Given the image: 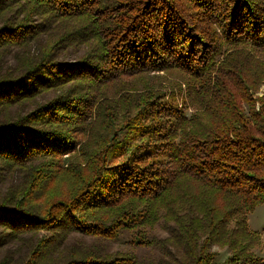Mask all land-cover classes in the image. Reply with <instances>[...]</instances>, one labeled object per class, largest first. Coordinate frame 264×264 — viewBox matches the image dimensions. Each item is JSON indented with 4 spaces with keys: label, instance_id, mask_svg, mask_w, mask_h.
Segmentation results:
<instances>
[{
    "label": "trees",
    "instance_id": "1",
    "mask_svg": "<svg viewBox=\"0 0 264 264\" xmlns=\"http://www.w3.org/2000/svg\"><path fill=\"white\" fill-rule=\"evenodd\" d=\"M262 86L264 0H0V264H264Z\"/></svg>",
    "mask_w": 264,
    "mask_h": 264
},
{
    "label": "rangeland",
    "instance_id": "2",
    "mask_svg": "<svg viewBox=\"0 0 264 264\" xmlns=\"http://www.w3.org/2000/svg\"><path fill=\"white\" fill-rule=\"evenodd\" d=\"M76 55L72 53L67 58H74ZM6 59V65L13 66L14 64V54L8 53L5 57ZM161 75H165L160 73ZM128 79V78H127ZM126 79V80H127ZM166 80V78H163ZM170 79V78H169ZM114 82V81H113ZM164 82V81H163ZM164 87L167 94H170L171 89L174 87L175 84H171L168 82H164ZM118 85V83H117ZM115 85V86H117ZM114 86V85H113ZM173 86V87H172ZM115 90H110L107 97H103L102 99L106 101H112V103H108V110L113 109L111 106L115 104V100H113V93ZM258 95L264 94V86L261 87V90L257 93ZM59 94H55L53 92L48 94V97H53L55 99ZM47 97V98H48ZM115 107V106H113ZM192 110H190L191 112ZM81 138V142H86V137L81 134L78 136V138ZM6 166H4L3 162L0 160V171L2 172V177L0 176V195L3 194L8 186L11 184L12 181L18 180L17 175L15 176L14 173H19V170L15 169L14 173H10L9 171H6ZM249 228L252 231L259 232L262 234V244L260 247L255 249V253L257 256L264 260V202L259 204L256 209L249 214ZM1 229V228H0ZM138 232L137 230H131V229H125L123 230L120 237L116 240H104V239H98L88 236H83L79 233H73L69 240V242H73V240H78L79 243L85 244L91 249H95L98 252L105 253V254H114V252H120V253H133L135 254L139 259L148 261L147 264H159V259L161 257V251L158 247H156L154 244H136L133 243L134 235ZM144 233H146L148 240L151 242L153 238H164L168 236V232L163 228L162 224H158L156 227H154L151 230L147 231V228H145ZM12 246V245H11ZM15 247L16 244H13ZM18 247L21 246V243L17 244ZM213 250L217 253L215 263L216 264H222V262L228 257L229 252L227 249H222L219 247H214Z\"/></svg>",
    "mask_w": 264,
    "mask_h": 264
}]
</instances>
